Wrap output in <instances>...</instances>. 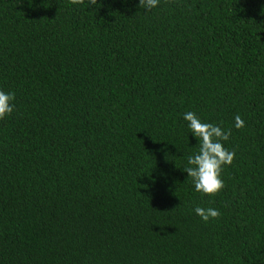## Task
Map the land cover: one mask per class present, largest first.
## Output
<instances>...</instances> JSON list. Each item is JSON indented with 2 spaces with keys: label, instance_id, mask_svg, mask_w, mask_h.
<instances>
[{
  "label": "trees",
  "instance_id": "1",
  "mask_svg": "<svg viewBox=\"0 0 264 264\" xmlns=\"http://www.w3.org/2000/svg\"><path fill=\"white\" fill-rule=\"evenodd\" d=\"M0 90V264H264V0H0Z\"/></svg>",
  "mask_w": 264,
  "mask_h": 264
},
{
  "label": "clouds",
  "instance_id": "2",
  "mask_svg": "<svg viewBox=\"0 0 264 264\" xmlns=\"http://www.w3.org/2000/svg\"><path fill=\"white\" fill-rule=\"evenodd\" d=\"M89 4H95L96 0H88ZM159 0H139V6L145 10L157 7ZM14 94L0 90V119L13 112ZM187 122L186 126L191 136L198 141V151L187 159V166L182 170L192 180L194 191L203 195L211 196L218 193L223 187L221 179L222 167L230 165L234 153L223 147L220 141L228 139L229 132L224 131L218 125L202 122L195 113L188 111L182 115ZM244 122L237 115L234 117V127H243ZM194 213L203 222L207 223L210 218L215 219L219 212L215 208L195 207Z\"/></svg>",
  "mask_w": 264,
  "mask_h": 264
}]
</instances>
